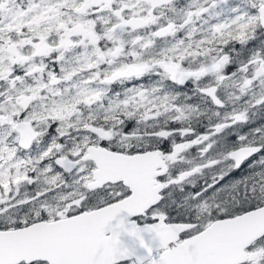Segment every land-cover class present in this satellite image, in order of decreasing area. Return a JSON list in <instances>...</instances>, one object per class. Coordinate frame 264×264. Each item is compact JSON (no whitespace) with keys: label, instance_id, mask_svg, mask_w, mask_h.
<instances>
[{"label":"snow or ice","instance_id":"6c2138e0","mask_svg":"<svg viewBox=\"0 0 264 264\" xmlns=\"http://www.w3.org/2000/svg\"><path fill=\"white\" fill-rule=\"evenodd\" d=\"M0 264H264V0H0Z\"/></svg>","mask_w":264,"mask_h":264}]
</instances>
